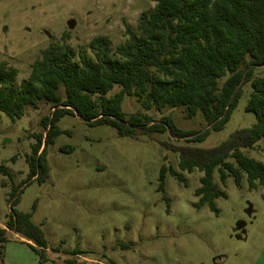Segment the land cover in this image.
<instances>
[{"label": "rangeland", "instance_id": "rangeland-1", "mask_svg": "<svg viewBox=\"0 0 264 264\" xmlns=\"http://www.w3.org/2000/svg\"><path fill=\"white\" fill-rule=\"evenodd\" d=\"M152 0H0V61L19 69L16 85L28 78L32 63L51 42L66 41L93 54L89 42L107 35L112 46L125 39L126 26H136ZM70 19L75 20L72 28ZM264 75V67L255 68ZM119 90L117 85L108 93ZM251 84L243 87L236 108L222 128L210 127L201 111L187 117L184 106L146 109L135 95L123 97L122 110L146 112L159 121L171 115L183 130L209 133L187 140L169 132L135 131L120 135L109 124L92 125L76 113L60 116L56 135L47 148L49 176L29 178L27 157L51 104L27 106L12 119L0 111V224L17 210L32 213L48 242L46 261L8 230L0 264H264V187L250 189L244 173L238 186L229 175L214 182L227 196L216 198L218 213L208 204L197 207L195 194L203 172L179 168L184 146L212 148L239 128L250 127L257 115L246 109ZM243 152L264 162V136ZM166 165L165 190H159ZM183 172L181 180L171 172ZM18 197L16 202L11 195ZM166 197L170 199L168 202ZM30 242V241H29ZM81 252L74 254L75 249Z\"/></svg>", "mask_w": 264, "mask_h": 264}, {"label": "trees", "instance_id": "trees-1", "mask_svg": "<svg viewBox=\"0 0 264 264\" xmlns=\"http://www.w3.org/2000/svg\"><path fill=\"white\" fill-rule=\"evenodd\" d=\"M152 1V9L140 14L136 26H126L125 39L115 47L107 35H97L89 42L92 55L77 50L66 38L51 42L32 63L28 78L18 85L19 69L7 60L0 61V111L15 119L27 106L38 108L42 101L51 104L52 113L41 120L47 130L36 135L27 157L29 178L45 181L49 176L47 148L62 133L57 121L65 113H76L92 125L109 124L120 135L167 131L173 137L201 140L209 128L183 130L171 115L159 121L142 111L127 117L121 106L123 97L137 96L146 109L184 106L187 117L201 111L210 127L220 129L236 108L243 87L250 83L246 109L257 115L253 125L237 129L212 148H175L181 152L182 171L203 172L195 191L197 207L208 204L218 213L215 200L227 194L214 182L216 169L223 183L231 175L241 186L245 173L250 189L264 187V162L243 152L264 136V75H255V68L264 67V0ZM115 85L119 90L108 96ZM168 171L166 165L161 168V191ZM171 172L185 180L183 172ZM9 199L16 202L18 197L13 194ZM31 217L32 213L15 210L0 224V257L8 230H12L28 240L40 261L48 260V242ZM80 252L77 248L74 254Z\"/></svg>", "mask_w": 264, "mask_h": 264}, {"label": "water", "instance_id": "water-1", "mask_svg": "<svg viewBox=\"0 0 264 264\" xmlns=\"http://www.w3.org/2000/svg\"><path fill=\"white\" fill-rule=\"evenodd\" d=\"M74 24H75V20H74V19H70V20L68 21V26H69L70 28H72V27L74 26Z\"/></svg>", "mask_w": 264, "mask_h": 264}]
</instances>
